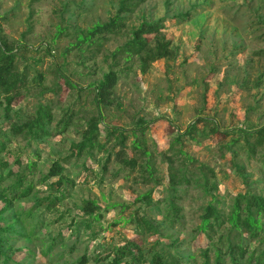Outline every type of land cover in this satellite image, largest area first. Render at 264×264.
I'll return each instance as SVG.
<instances>
[{
    "label": "rangeland",
    "instance_id": "obj_1",
    "mask_svg": "<svg viewBox=\"0 0 264 264\" xmlns=\"http://www.w3.org/2000/svg\"><path fill=\"white\" fill-rule=\"evenodd\" d=\"M120 1L0 0V25L17 49L18 68L28 67L29 82L26 97L13 111L0 108V142L6 145L0 176L17 172L0 179V192L20 177L25 186L34 187L33 196L2 213L8 219L3 228L15 224L14 214L31 209L35 199L62 198L49 187L58 178L45 180L55 162L65 168L68 180L59 205L52 211L33 209L24 229L18 227L25 237L12 230L3 234L5 247L14 250L9 264H81L84 256L88 264H112L116 253L130 244L151 254L147 259L160 253L171 259L181 256L183 264H202L208 240L195 236L208 205L225 217L239 194L264 196V146L250 153L239 132L264 127V0H145L133 12L121 14L126 27L120 33L78 46L80 34L117 16ZM159 20L178 52L175 61H158L143 75L137 58L114 59L134 29ZM57 68L77 87L69 89L57 77ZM111 70L119 73L114 102L99 111L93 85ZM38 75L44 77L41 85ZM41 103L51 105L53 136L38 143L27 132L15 134L12 127L31 121ZM99 112L113 127L131 130L140 119L153 124L137 137L127 133L125 147L101 128L98 144L104 147H96L93 158L75 157L73 145L82 141L88 121ZM199 118L213 123L205 131L199 123L193 137L178 139ZM216 124L230 135L211 133ZM125 159L136 160V168L124 164ZM170 173L178 178L186 174L189 186L175 189ZM150 193V206L139 202ZM86 201L99 204L98 220L84 214ZM172 202L178 208L176 220ZM2 207L0 203V211ZM142 218L158 233L142 228ZM227 229L225 225L214 240ZM210 258L213 262V252Z\"/></svg>",
    "mask_w": 264,
    "mask_h": 264
},
{
    "label": "trees",
    "instance_id": "obj_2",
    "mask_svg": "<svg viewBox=\"0 0 264 264\" xmlns=\"http://www.w3.org/2000/svg\"><path fill=\"white\" fill-rule=\"evenodd\" d=\"M144 2L145 0H121L120 11L117 16L111 18L104 24H97L92 29L80 34L78 36V46L90 41L97 43L98 41L104 40L109 35L120 33L126 27L124 23L125 17H122L121 14L133 12L134 8ZM163 29H165V25L162 20L157 22H143V24L131 32L132 38L114 53V59L117 60V58L120 57L121 59H125L126 62H130L133 58H137L139 60L140 71L143 75L158 61H175L177 59L176 57H178V52L172 47V41L166 38ZM16 50L17 49L13 48L5 38L3 29L0 25V108L4 107L7 114L19 105V102L26 97L25 93L29 89L27 75L28 67L23 71L18 68V54ZM56 74L57 77L64 80L69 89L77 87V85L64 76L58 68ZM36 81L41 85L44 81V77L38 75ZM118 81L119 73L111 70L103 76L98 85H93L95 88L94 101L99 111H101L103 107H109L113 104L114 89ZM2 95L4 96L3 99ZM101 116L102 113L99 112L98 116L88 121V127L83 132L82 141L73 145V155L75 157L80 158L85 154L88 155V158H93L92 154L95 148L98 147L102 149L104 147L98 144L101 128H104L109 137L118 140V145L125 147L124 144L128 138L127 133L130 132L133 136L137 137L139 133L145 134L149 131L153 124V122L140 119L135 128L127 130L105 124ZM52 122L53 113L51 105L41 103L31 121L21 126L14 125L12 129L15 134L27 132L30 139L39 143L53 136V130H51ZM199 123H204L202 131H205L213 121L207 118H199V120L190 125L183 134L178 131V139H181L183 135L193 137V134L199 131ZM210 132L215 135L223 136L224 138L230 135L229 131L222 132L217 124L210 129ZM239 132L245 136V143L251 148L250 153H254L255 148L264 146V127L252 132L243 130H239ZM252 138H256L255 143H251ZM134 146L138 150L142 148L138 141L134 142ZM5 149V143L1 144L0 142V154L4 153ZM144 155L149 156L147 150L144 151ZM184 156L188 161L194 162L187 154H184ZM109 160L110 156L107 158L103 170H106V165ZM123 163L133 169L137 166L136 160L133 159H125ZM17 164L20 163L17 162ZM5 166H7V164H2V167ZM151 169V166L148 164L147 170L150 175H152ZM238 169H240L239 166ZM14 171V169L11 170L5 177L1 175L0 179L3 181L9 179L11 177L10 175H16L14 173L17 172ZM64 172L65 168L62 164L55 162L49 174L45 177V180L58 178V181L49 184V187L61 195L62 198L64 197L62 186L65 182H68L63 175ZM24 180V178L20 177L0 192V203L3 205L0 211V234L2 235L0 237V264H9L11 261H14L9 256V252L14 250L12 246L5 247L8 243L4 235L12 230L13 233L25 237L23 232L18 230V227L24 229L26 217L32 216L33 209L36 210L43 207L47 211H52L61 203L62 198L59 199L57 196H49L43 200L35 199L31 209H25L24 211L18 210V213L14 214V219L16 220L15 224L9 225L7 229L3 228L4 224L2 221H8V219H4L2 213L11 210L12 204L16 201L28 199L34 195L33 184L29 183L25 186ZM169 180L175 189L178 185L189 186L190 184V180L186 174L178 178L175 173H170ZM138 200L150 206L151 201H153L152 193ZM83 205L84 214L88 216L90 220H98L100 218L101 208L98 203L95 201H86ZM170 206L174 212L173 217L176 220L178 208L174 202L170 203ZM140 222V226L146 229V231L158 233L149 220L142 218ZM225 225L228 227L226 234L215 241L214 237L216 233ZM31 234L32 232L30 236ZM199 236H204L208 240V246L202 251V264H264V196L250 192L244 195L239 194L235 198L229 214L225 217H223L221 212L214 205L209 204L204 214L201 216L200 225L197 227L195 238ZM251 244H256L257 246L251 249ZM211 252L214 253L213 262L210 258ZM149 255L151 254L138 247L136 244H130V246L116 253L112 264H122L125 258L128 259V261L125 262L126 264H183L185 260V258L181 256H176V258L171 259L169 255H161L160 253H154L150 259H147ZM190 257L191 258L188 259L192 260V256ZM88 261L86 256L80 260L81 264H88Z\"/></svg>",
    "mask_w": 264,
    "mask_h": 264
}]
</instances>
